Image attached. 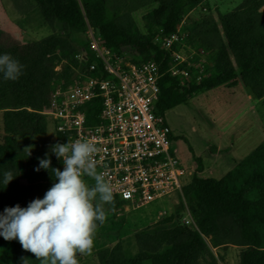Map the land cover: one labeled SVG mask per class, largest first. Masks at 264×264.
Returning a JSON list of instances; mask_svg holds the SVG:
<instances>
[{"label": "trees", "instance_id": "16d2710c", "mask_svg": "<svg viewBox=\"0 0 264 264\" xmlns=\"http://www.w3.org/2000/svg\"><path fill=\"white\" fill-rule=\"evenodd\" d=\"M206 0H10L19 17L36 14L51 34L21 43L0 30V54L8 53L20 61L23 75L4 80L0 74V213L17 204L24 208L43 198L54 183L51 168L63 171L61 162L50 152L51 168L41 169L42 183L22 187L20 176L39 167L45 154L32 151L31 140L43 136L51 121L41 114L47 93L61 78L55 71L63 61L67 68L62 79L69 83L75 70L84 67L75 59L78 53L71 33H86L87 25L101 37L104 46L125 52L132 50L141 60L151 56L160 64L159 97L156 114L186 104L195 94L220 85H240L252 99L264 106V0H243L226 13L192 14ZM144 19L156 31L148 35L138 28L134 16ZM59 26L56 32L55 26ZM181 28L187 43L198 52L208 53L210 67L197 83L181 82L166 73L167 53L153 43L155 37L173 34ZM92 60L87 42L81 46ZM106 77V76H103ZM98 99L88 105L87 120L96 124ZM55 132V131H54ZM56 143H62L55 133ZM31 149L30 155L28 154ZM13 171L14 179L5 186L3 174ZM201 172V165L196 173ZM182 195L194 227L172 230L143 229L134 235L136 256L128 260L121 243L97 252V264H218L212 249L234 246L240 249L239 264H264V142L251 151L223 178H200L194 174ZM105 211L116 213L124 203L114 197ZM179 209L176 211L179 213ZM163 220L162 223L169 222ZM102 226V225H100ZM98 226V227H100ZM0 262L40 264L21 247L18 240L0 236ZM1 264V263H0Z\"/></svg>", "mask_w": 264, "mask_h": 264}, {"label": "built area", "instance_id": "2783aa9c", "mask_svg": "<svg viewBox=\"0 0 264 264\" xmlns=\"http://www.w3.org/2000/svg\"><path fill=\"white\" fill-rule=\"evenodd\" d=\"M186 40L179 27L173 34L155 37L153 43L168 55L166 73L181 82L199 83L210 65L185 45ZM86 42L92 60L79 50L75 59L84 69L75 70L69 83L62 79L66 63L56 67L61 78L47 93L44 115L62 143L82 139L95 144L97 171L106 172L114 197L125 205L149 206L174 194L185 205L182 189L191 173L181 167L171 147L164 115L154 110L163 75L160 64L151 56L141 60L106 48L89 25ZM94 99L100 106L96 124L87 120ZM183 213V224L195 228L189 211Z\"/></svg>", "mask_w": 264, "mask_h": 264}, {"label": "rangeland", "instance_id": "374dc122", "mask_svg": "<svg viewBox=\"0 0 264 264\" xmlns=\"http://www.w3.org/2000/svg\"><path fill=\"white\" fill-rule=\"evenodd\" d=\"M242 1L207 0L206 4L198 6L192 14H215L216 10L226 13L236 8ZM144 15L145 13L136 14L135 23L139 29L148 35H153L156 29L144 19ZM55 29L59 32L58 25ZM0 30L9 33L21 43L40 40L51 34V29L45 26L36 14L28 18L15 15L10 0H0ZM71 39L80 50L86 43V33H71ZM185 45L204 57L209 65L211 64L208 53L198 52L187 41ZM125 53L131 58L135 57L132 50H126ZM42 111L41 114L46 121H50L44 115L46 97ZM164 117L171 130V147L176 151L181 167L187 171H193L192 176L196 174L197 166L202 164L205 168H210L212 175L208 176L205 169L199 177L219 180L235 167V163L264 142V106L261 102L253 99L252 103H244L241 106L237 100L227 93H222L220 89L197 93L186 104L167 111ZM1 138L0 133V141ZM31 143L32 151L36 154L51 152V146L55 145L56 141L50 122L47 132L43 136L33 138ZM213 146H220L221 152L214 153L211 150ZM192 176L188 179L189 182ZM42 180L39 172L29 170L20 176L19 184L22 187H30L41 184ZM85 180L90 186L94 183L87 177ZM178 209L179 213L176 212ZM186 209L188 210L187 205H184L174 194L149 206L134 207L124 204L116 213L107 212L106 222L95 232L92 254L78 255L79 264H97V252L104 248H111L117 243L122 244L128 260L134 259L136 233L143 229L172 230L175 227L184 226L181 218ZM166 219L170 221L162 223ZM239 251L240 249L234 246L212 249L218 264H239ZM0 254L4 256L3 251ZM0 263L2 264V261Z\"/></svg>", "mask_w": 264, "mask_h": 264}, {"label": "clouds", "instance_id": "9594fccd", "mask_svg": "<svg viewBox=\"0 0 264 264\" xmlns=\"http://www.w3.org/2000/svg\"><path fill=\"white\" fill-rule=\"evenodd\" d=\"M24 65L10 54H0V74L4 80L16 81ZM28 154L30 155L31 149ZM50 151L63 164V171L51 168V158L39 159L35 170L52 169L54 183L44 197L27 207L5 208L0 213V236L18 240L23 250L32 253L40 264H79L80 256H90L98 226L106 222L105 205H114V191L106 172H98L94 160L98 148L88 140L56 143ZM85 177L94 181L90 186ZM14 179L13 171L3 174L2 183ZM22 264H29L21 258Z\"/></svg>", "mask_w": 264, "mask_h": 264}, {"label": "crops", "instance_id": "0c3cea01", "mask_svg": "<svg viewBox=\"0 0 264 264\" xmlns=\"http://www.w3.org/2000/svg\"><path fill=\"white\" fill-rule=\"evenodd\" d=\"M207 3V0H206V2L205 3H203V4H206ZM202 5V4H201ZM200 6V5H199ZM261 11L264 13V6H263V8L261 9ZM213 89H220L221 91H222V93H227L229 96H231V97H233L235 100H237L239 103H240V105L242 106V104H244V103H252V101H253V99L251 98V96L249 95V93L245 90V89H243L240 85H236V86H222V85H220V86H216V87H213L212 89H210V90H208V91H205V92H202V93H206V92H210L211 90H213ZM258 101H260V100H258ZM261 102V101H260ZM262 104V103H261ZM254 105V104H253ZM177 107V106H176ZM222 118L220 117V120H221ZM223 120V119H222ZM221 120V121H222ZM171 140H172V136H171ZM211 150L214 152V153H219V152H221V147L220 146H213V147H211ZM245 158V157H244ZM242 159H240V161H241ZM240 161H238V162H240ZM236 162V161H235ZM234 162V163H235ZM237 163H235V165H236ZM205 169H207L206 170V174L208 175V176H211L212 175V171L210 170V168H205L202 164H201V172H199V173H196V175H198V177H199V174L200 173H204L205 172ZM188 172H190L191 173V176H192V174H193V171H191V170H188ZM230 172V171H229ZM227 174V173H226ZM225 174V175H226ZM224 175V176H225ZM223 176V177H224ZM200 178H202V177H200ZM205 178H211V177H205Z\"/></svg>", "mask_w": 264, "mask_h": 264}]
</instances>
